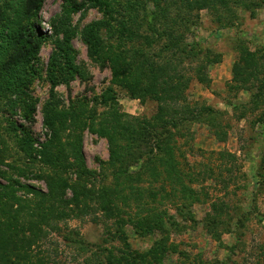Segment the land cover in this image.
Here are the masks:
<instances>
[{
	"label": "rangeland",
	"instance_id": "rangeland-1",
	"mask_svg": "<svg viewBox=\"0 0 264 264\" xmlns=\"http://www.w3.org/2000/svg\"><path fill=\"white\" fill-rule=\"evenodd\" d=\"M103 1L106 6L99 8L87 0H74L82 7L70 14L64 12V0L41 1L32 16L40 39L37 57L31 62L35 73L30 76L24 74L23 63L4 64L7 52L0 49V185L9 190L14 208L18 203L10 195L23 199L33 191L46 193L44 179L48 176L66 182L64 198L69 199V187L78 177L80 185L91 191L86 193L89 195L114 186L120 173L125 175L119 162L116 166L109 162L107 137L91 119L116 109L133 118L152 119L156 114L154 102L141 104L130 98L114 77L113 68L118 72L136 69V48L146 55L139 59L143 65L168 68L169 74L176 68L179 82L187 83L181 88L184 99L192 106L211 108L215 131L226 136L219 141L199 123L190 124L187 130H181L184 124L179 131L170 130L174 158L187 181L188 190L182 196L173 197L167 187L154 200L146 199L148 210L142 211L129 196L117 203L118 213L110 218L93 202L89 212L78 218L51 217L49 227L38 224L47 232L40 242L39 260L46 264H139L142 254L147 253L144 258L149 262L148 251L164 241L172 252L163 264H187L194 258L264 264V0H229V8L221 14L182 8L179 16H175L174 0H160L159 8L167 7L169 16L178 21L175 31L183 35L179 46L186 47L181 53L174 46L166 50L164 38L145 43L148 34L141 19L145 12L157 11L154 2ZM25 3L0 0V30L6 26L14 29L26 19ZM187 14V21L178 19ZM161 16L157 21H162ZM92 30L101 39L100 61L90 57L85 41ZM236 45L256 55L258 78L250 79L245 89L232 81ZM189 50L198 54L186 56ZM65 51L72 76L61 66L52 87L50 66L57 59L64 64ZM148 52L155 58L147 57ZM198 68H204L208 85L196 80ZM108 90L112 97L109 95L106 104L102 96ZM48 121L54 126L49 127ZM21 126L33 139L30 151L20 146ZM55 130L50 151L54 164H48L42 160L40 146ZM79 145L82 163L74 152ZM131 165V174L127 173L136 179V163ZM160 182L159 178L151 181L152 189L157 190ZM148 211L159 214L164 232L151 226ZM3 245L11 248L6 241ZM18 252L24 257L23 251Z\"/></svg>",
	"mask_w": 264,
	"mask_h": 264
},
{
	"label": "trees",
	"instance_id": "trees-1",
	"mask_svg": "<svg viewBox=\"0 0 264 264\" xmlns=\"http://www.w3.org/2000/svg\"><path fill=\"white\" fill-rule=\"evenodd\" d=\"M41 1L26 0V19L19 22L14 29L6 26L0 30V49H4L7 52L5 57H3V59L5 58L3 63L7 64L8 67L16 65V63H23L24 74L28 76L35 73L31 62L37 57L40 34L32 20V16H34ZM151 1L155 3L158 9L156 12H145L142 15L141 20L146 25L148 34L144 37L145 43L148 44L164 38L167 40V43L163 46L166 50L169 49V46H174L180 53L185 51L186 47L184 45L179 46V41L182 43L183 35L176 32L178 30V21L169 16L170 11L167 7L159 8L158 2L160 0ZM64 2L63 8L66 14L76 12L82 7V5H77L74 0H64ZM228 2L229 0H174L171 3L177 4L175 5V9H177L175 16H179L182 8L187 9V11L208 9L221 14L222 11H226L229 8ZM87 3L90 6L99 8L106 6V2L103 0H87ZM159 14H162L161 22L157 21ZM189 14L185 15L184 18L180 16L178 19H183L185 22ZM155 20L159 23H153ZM91 32L92 35L88 34L85 37L86 44L89 47V55L95 61H100L101 39L98 37L96 30ZM138 40L136 35V44L139 43ZM235 50L238 57L231 67L232 81L240 84L243 89L250 82V79L256 80L258 78V68L255 64L256 55L249 53L240 45H236ZM135 52L136 58H138L136 69L124 68L125 73H123L124 71L118 72V69L113 68L115 80L124 88L130 98L139 100L141 104H144L146 100L154 102L156 104V114L152 119L133 118L119 113L116 109L98 117L94 116L91 119L92 123L97 121L98 132L102 136L107 137L110 149L109 162L113 166H116L115 164L119 162L120 171L125 175L120 173L114 182V186L105 187L101 191L98 190V192L89 195L86 193H91V191L87 190L84 185H80V177H78L76 178L78 184L75 182L73 183L74 186L69 187L72 191V196L69 199L64 198L66 182L60 178L55 179V177L48 176L44 179L47 185L46 193L33 191L29 198L23 197V199L10 195L14 202L18 203L16 208L10 202L12 199L9 197V190L5 189V186L0 185V250L2 252L0 253V264H42L43 261L39 260L38 256L41 253L39 246L41 240L46 238L47 232L41 226L49 227L48 221L51 217L68 219L76 216L78 218L80 214L84 215L83 213L89 212L90 202L96 205L99 212L104 213V217L110 218L118 213L117 203L119 201L125 202L129 196H132L133 202L142 211L148 210V201L146 199L154 200V197H157V192H167V187L170 188L173 197L182 196L184 191L188 190L186 188L187 181H184L183 172L178 168V162L174 158V147L171 144L173 143L171 138L174 135L170 133V130L179 131L180 126L183 124L181 130H187L186 128L190 124L199 123L205 125L210 132L212 131V135L217 140L220 141L225 138L226 134L224 132L215 131L217 125L215 124L211 108L201 105L192 106L184 99L181 88L184 89L187 83L182 82L181 84L179 82L180 78L176 68L172 69V74H169L168 68L163 69L151 63L145 66L139 62V59L140 56L146 55L140 48H136ZM188 52H186V56L198 54L196 50H189ZM146 54H150L147 57L155 58L153 53L148 52ZM62 56L66 57L63 59L64 64H61L60 60L57 59L55 64L50 66L49 80L52 87L56 84L54 74L60 70L61 66L67 70L69 77L72 76V66L70 61H68L67 52L65 51ZM174 66L172 63L171 68ZM120 74H122V77H120ZM195 77L200 84L204 86L209 84L204 68H198ZM109 93H111V90H108V93H104L102 96L105 103L108 98L112 97ZM57 117H54V119L56 120ZM191 118L195 119L191 120ZM47 125L53 127L54 123L53 121H48ZM55 131L51 135V139L40 146L42 150L39 153L42 155V160L48 164H54L51 161L50 151L54 147L51 144L52 140L55 141L57 136V131ZM20 136V146L26 151L32 150L33 139L29 135L27 128L20 127ZM80 150L81 146L79 145L74 152L75 154L77 152L76 160L82 163L83 155ZM145 157L146 159L143 160ZM134 162L137 168L136 172L133 171L136 173V179L131 178V175H129L131 174L129 170L134 167L131 164ZM79 176H84V174ZM158 178L161 182L157 190H153L150 182H154ZM135 181L136 184L133 185ZM190 182H192L191 179ZM92 213L93 220H97L94 216L95 212ZM148 218L152 221V227L160 228L163 231V223L158 213L148 211ZM42 223L43 225H38ZM146 232L151 233V231ZM13 239L16 241H13ZM69 239L71 238L69 237ZM4 241L7 244H11V248L5 247L3 245ZM158 243L154 245L155 247L152 250L148 251L150 261L146 262L144 258L147 253L142 254L139 257V264L164 263L168 253L172 252L171 247H168L164 241L163 244ZM18 251H23L24 257H22V254L18 255ZM181 263L184 262L182 261ZM43 264H46V262ZM187 264L225 263L219 260L205 262L202 259L194 258L188 261Z\"/></svg>",
	"mask_w": 264,
	"mask_h": 264
}]
</instances>
